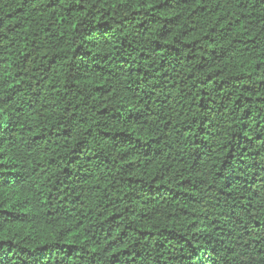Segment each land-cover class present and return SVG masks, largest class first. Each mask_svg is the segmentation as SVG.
<instances>
[{
    "label": "clouds",
    "instance_id": "9594fccd",
    "mask_svg": "<svg viewBox=\"0 0 264 264\" xmlns=\"http://www.w3.org/2000/svg\"><path fill=\"white\" fill-rule=\"evenodd\" d=\"M0 264H264V0H0Z\"/></svg>",
    "mask_w": 264,
    "mask_h": 264
}]
</instances>
